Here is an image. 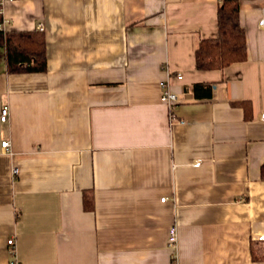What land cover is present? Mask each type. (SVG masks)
I'll use <instances>...</instances> for the list:
<instances>
[{
  "label": "crops",
  "instance_id": "0c3cea01",
  "mask_svg": "<svg viewBox=\"0 0 264 264\" xmlns=\"http://www.w3.org/2000/svg\"><path fill=\"white\" fill-rule=\"evenodd\" d=\"M239 1L247 58L223 70L196 64L221 0L3 5L5 33L43 24L47 70L0 46V264H264V0Z\"/></svg>",
  "mask_w": 264,
  "mask_h": 264
},
{
  "label": "trees",
  "instance_id": "16d2710c",
  "mask_svg": "<svg viewBox=\"0 0 264 264\" xmlns=\"http://www.w3.org/2000/svg\"><path fill=\"white\" fill-rule=\"evenodd\" d=\"M0 4V23L3 22ZM240 1L221 0L218 10V34L202 39L196 49V64L200 70H223L247 58L246 31L240 21ZM46 37L42 31L0 30V46L5 48V61L11 73L45 72L47 69ZM197 99L212 97V86L199 83L193 87ZM243 104V103H242ZM86 210L91 201L84 198ZM254 259L264 260V244L253 251Z\"/></svg>",
  "mask_w": 264,
  "mask_h": 264
},
{
  "label": "built area",
  "instance_id": "2783aa9c",
  "mask_svg": "<svg viewBox=\"0 0 264 264\" xmlns=\"http://www.w3.org/2000/svg\"><path fill=\"white\" fill-rule=\"evenodd\" d=\"M10 1H13V0H0V4L3 5L10 2ZM259 27L264 29V18H262L260 21H259ZM4 19H3V22L0 23V30H3L5 31L4 29ZM38 29L40 31H44V26L43 24H40ZM176 77L178 79H181L182 78V74L181 73H178L176 75ZM162 99H163V102L167 105L168 107V110H169V114H170V120L174 122V118H175V112H174V109H175V106L176 104L178 103L179 99H178V96L174 93H172V91H170V89L167 87V85L164 86V90L162 91ZM8 116H9V110L8 108L6 107L2 109V113H1V121L2 122H6L8 120ZM262 118L264 119V115H262ZM2 147L4 149H8L10 147V142L8 141H4L2 143ZM196 166H200L201 163L200 162H197L195 164ZM17 169H15V173L17 174ZM166 198L162 199L163 201H165ZM261 240H264V236L260 237ZM8 244L9 245H12V247H15V240L14 238L12 239H9L8 240ZM168 246L173 250V255L174 257L177 255V247H178V230H177V227L174 226L170 229V233H169V238H168ZM10 254H15V251L11 250ZM11 264H20L18 263L16 260H14L13 262H11Z\"/></svg>",
  "mask_w": 264,
  "mask_h": 264
},
{
  "label": "rangeland",
  "instance_id": "374dc122",
  "mask_svg": "<svg viewBox=\"0 0 264 264\" xmlns=\"http://www.w3.org/2000/svg\"><path fill=\"white\" fill-rule=\"evenodd\" d=\"M3 10V9H2ZM2 14V13H1ZM45 30V29H44ZM176 118V117H175ZM174 122H177L176 119L174 120Z\"/></svg>",
  "mask_w": 264,
  "mask_h": 264
}]
</instances>
